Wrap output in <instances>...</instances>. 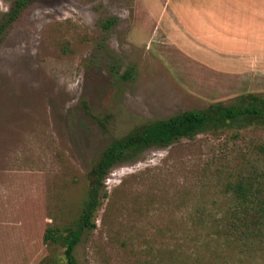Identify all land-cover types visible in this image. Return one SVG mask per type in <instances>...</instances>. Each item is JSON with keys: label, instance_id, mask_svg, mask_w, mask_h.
Returning <instances> with one entry per match:
<instances>
[{"label": "rangeland", "instance_id": "374dc122", "mask_svg": "<svg viewBox=\"0 0 264 264\" xmlns=\"http://www.w3.org/2000/svg\"><path fill=\"white\" fill-rule=\"evenodd\" d=\"M15 1L0 0V264H62L45 231L78 215L112 138L264 94V0H31L10 20ZM261 145L264 127H229L114 165L77 264H260L193 220L264 171Z\"/></svg>", "mask_w": 264, "mask_h": 264}, {"label": "trees", "instance_id": "16d2710c", "mask_svg": "<svg viewBox=\"0 0 264 264\" xmlns=\"http://www.w3.org/2000/svg\"><path fill=\"white\" fill-rule=\"evenodd\" d=\"M29 1L16 0L8 13L9 19L14 20ZM114 22L115 19L111 18L102 25L109 28ZM4 28L5 25L0 24V42ZM131 74V70H126L125 76ZM250 125L264 127V94L245 92L228 103L214 101L203 108L146 120L127 133L112 138L87 173V190L78 215L62 226L48 227L45 241L62 246V264H77L75 248L85 232L96 226V211L107 196L105 178L114 165L132 161L152 146L163 147L183 137ZM260 150L264 152V145ZM222 189L223 196L229 197L230 203L225 207L198 208L193 224L204 229L212 241L228 249L239 261L259 258V263L264 264V171L226 181Z\"/></svg>", "mask_w": 264, "mask_h": 264}, {"label": "bare ground", "instance_id": "6f19581e", "mask_svg": "<svg viewBox=\"0 0 264 264\" xmlns=\"http://www.w3.org/2000/svg\"><path fill=\"white\" fill-rule=\"evenodd\" d=\"M203 107V106H202Z\"/></svg>", "mask_w": 264, "mask_h": 264}]
</instances>
